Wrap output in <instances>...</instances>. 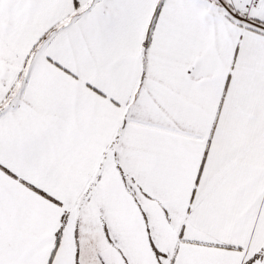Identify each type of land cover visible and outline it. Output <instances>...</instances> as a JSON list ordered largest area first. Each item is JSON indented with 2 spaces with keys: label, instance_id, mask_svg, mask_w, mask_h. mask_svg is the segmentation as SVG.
<instances>
[{
  "label": "snow or ice",
  "instance_id": "1",
  "mask_svg": "<svg viewBox=\"0 0 264 264\" xmlns=\"http://www.w3.org/2000/svg\"><path fill=\"white\" fill-rule=\"evenodd\" d=\"M0 264H264V0H0Z\"/></svg>",
  "mask_w": 264,
  "mask_h": 264
}]
</instances>
